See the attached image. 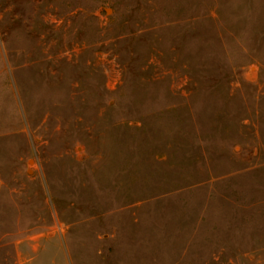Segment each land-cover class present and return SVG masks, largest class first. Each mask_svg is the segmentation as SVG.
Instances as JSON below:
<instances>
[{
  "label": "rangeland",
  "instance_id": "1",
  "mask_svg": "<svg viewBox=\"0 0 264 264\" xmlns=\"http://www.w3.org/2000/svg\"><path fill=\"white\" fill-rule=\"evenodd\" d=\"M0 264H264V0H0Z\"/></svg>",
  "mask_w": 264,
  "mask_h": 264
},
{
  "label": "water",
  "instance_id": "2",
  "mask_svg": "<svg viewBox=\"0 0 264 264\" xmlns=\"http://www.w3.org/2000/svg\"><path fill=\"white\" fill-rule=\"evenodd\" d=\"M107 11V10H106Z\"/></svg>",
  "mask_w": 264,
  "mask_h": 264
}]
</instances>
